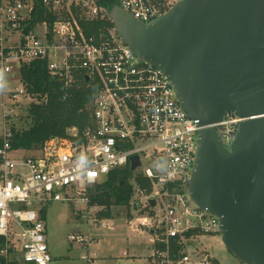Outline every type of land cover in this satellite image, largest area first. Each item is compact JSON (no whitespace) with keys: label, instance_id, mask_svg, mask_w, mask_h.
I'll use <instances>...</instances> for the list:
<instances>
[{"label":"built area","instance_id":"obj_1","mask_svg":"<svg viewBox=\"0 0 264 264\" xmlns=\"http://www.w3.org/2000/svg\"><path fill=\"white\" fill-rule=\"evenodd\" d=\"M109 1L151 23L179 0ZM99 2L0 0V92L5 120L24 104L44 99L28 91L21 74L24 65L45 62L50 76L67 90L79 87L83 80L98 85L90 121L82 129L70 127L66 135L47 139L38 154L25 157L22 149H15L12 128L0 136V236L6 238L0 259L55 264L43 211L57 201L90 204L86 189L112 170L130 167L131 158L138 155L137 169H142L138 175L152 186L147 191L136 176L131 180L140 198L134 208L140 213L130 225L150 232L152 264H216L206 244L185 251L188 239L218 237L216 243H223L219 217L199 208L188 192L201 129L198 120L182 108L170 76L138 59L115 27L87 32L89 22L106 16ZM38 5L44 10L43 18L30 26ZM243 120L231 112L217 124L227 147ZM143 157L148 158L145 167ZM68 241L87 251L82 260L96 264L97 257L89 255L95 241L90 234L71 232Z\"/></svg>","mask_w":264,"mask_h":264},{"label":"water","instance_id":"obj_2","mask_svg":"<svg viewBox=\"0 0 264 264\" xmlns=\"http://www.w3.org/2000/svg\"><path fill=\"white\" fill-rule=\"evenodd\" d=\"M106 16L198 120L190 198L219 217L223 244L242 264H264V0H179L151 23L119 5ZM231 112L244 120L227 147L217 124ZM140 166L133 156L130 170Z\"/></svg>","mask_w":264,"mask_h":264},{"label":"trees","instance_id":"obj_3","mask_svg":"<svg viewBox=\"0 0 264 264\" xmlns=\"http://www.w3.org/2000/svg\"><path fill=\"white\" fill-rule=\"evenodd\" d=\"M100 5L106 9L111 8L114 3L109 0H100ZM42 6L38 5L33 14L30 26L43 18ZM51 20V17H50ZM87 32L98 31L102 27H114L113 22L106 16L101 19L89 22ZM22 80L26 84L29 92L40 93V98H44L41 103H32L28 106L27 118L30 124L25 129L12 127L14 133L12 144L15 149H22L24 152L39 150L44 142L55 136H64L70 127L82 129L92 115V104L98 85L96 82L87 83L84 80L79 87L64 89L62 83L53 79L47 71L45 62H34L24 65L21 68ZM3 141L0 137V146ZM134 172L130 167L114 169L101 182H97L86 189L90 205H100L105 209L98 212L100 219H110L112 217V206H129L134 194V185L130 179ZM125 184L122 185V182ZM138 184L151 190V182L142 175L136 176ZM46 211L43 216L46 218ZM6 243V238L0 236V248ZM172 247L178 254L176 240L172 241ZM13 249H11L12 251ZM0 264H23L17 259H0Z\"/></svg>","mask_w":264,"mask_h":264},{"label":"rangeland","instance_id":"obj_4","mask_svg":"<svg viewBox=\"0 0 264 264\" xmlns=\"http://www.w3.org/2000/svg\"><path fill=\"white\" fill-rule=\"evenodd\" d=\"M1 102L0 92V136L7 128L14 126L17 129H25L29 126L30 118H27L26 104L17 110L14 117L5 120ZM39 150L27 151L24 156L36 155ZM143 165V167L149 165L147 157H143ZM135 171L130 181L140 174L142 169ZM139 200L138 195L134 193L132 204L129 206H112L110 219L98 217L99 210H104V207L100 205L92 207L85 201H57L50 204L47 207L46 220L48 242L55 264H87L81 259V255L87 251L68 241V235L75 231L88 233L94 238L89 255L97 257L96 264H152L150 232L136 231L130 225V221L140 213L134 208V201ZM217 241L218 237L188 239L185 251L193 252L206 244L217 258L216 264H242L223 243L217 244Z\"/></svg>","mask_w":264,"mask_h":264}]
</instances>
